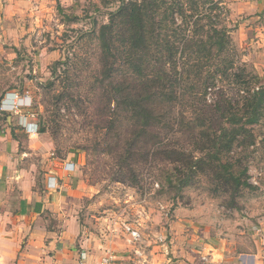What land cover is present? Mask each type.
Masks as SVG:
<instances>
[{
    "label": "rangeland",
    "instance_id": "rangeland-1",
    "mask_svg": "<svg viewBox=\"0 0 264 264\" xmlns=\"http://www.w3.org/2000/svg\"><path fill=\"white\" fill-rule=\"evenodd\" d=\"M120 1L35 0L31 1L33 14L22 13L14 17L13 26L0 28V149L11 148L7 140H13L17 153H26L17 166L30 169L40 187L51 157L79 154L67 196L74 201L82 231L94 243L98 241L104 253L113 254L114 246L122 241L139 254V247L151 240L145 235L155 231L162 233L156 232L152 244L168 240L175 215L192 218L193 228L215 238L233 239L232 247L245 250L244 244L252 242L253 230L264 218V107L258 122L249 126L253 143H236L226 156L247 168L251 187L237 193L201 173L184 186L176 180L169 183L168 167L159 163L142 166L137 172L138 186L133 187L113 157L101 153L106 136L96 126L94 115L100 95L95 34L107 20V12ZM220 6L212 15L233 28L236 64L245 65L259 83L244 89L241 83L247 71H238L237 75H246L243 81L239 76L217 77L215 86L205 91L191 78L185 80L171 118L176 130L172 142L191 151L201 139L187 135L188 127L216 129L223 122L222 110L237 109L254 85L264 84V14L257 18L258 13L239 12L232 0H223ZM57 59L63 60L56 72L60 77L49 86L50 65ZM57 96L62 99L57 101ZM31 113L44 132L31 136L24 130V117ZM126 227L138 231L140 237L130 240ZM159 234L165 235L163 239Z\"/></svg>",
    "mask_w": 264,
    "mask_h": 264
},
{
    "label": "trees",
    "instance_id": "trees-1",
    "mask_svg": "<svg viewBox=\"0 0 264 264\" xmlns=\"http://www.w3.org/2000/svg\"><path fill=\"white\" fill-rule=\"evenodd\" d=\"M222 2L121 0L96 31L95 75L100 95L94 115L106 136L100 150L113 157L133 187L138 186L140 168L157 163L168 167L169 183L176 180L184 186L201 173L228 185L233 193L251 187L247 168L226 156L236 143H253L249 126L262 113L264 84L254 85L237 109L222 110L223 122L216 129L188 127L187 135L201 139L194 151L172 142L176 130L171 118L185 80L191 78L205 91L215 86L217 77H238V71H247L245 65L236 64L233 28L212 15ZM61 64L63 60L57 59L50 65L49 86L60 77L56 72ZM242 74L241 81L246 77ZM258 83V76L248 72L241 85L250 89ZM44 131L43 126L37 127V132ZM10 134L16 139L15 129Z\"/></svg>",
    "mask_w": 264,
    "mask_h": 264
},
{
    "label": "crops",
    "instance_id": "crops-1",
    "mask_svg": "<svg viewBox=\"0 0 264 264\" xmlns=\"http://www.w3.org/2000/svg\"><path fill=\"white\" fill-rule=\"evenodd\" d=\"M31 1L35 0H0V28L13 26L14 17L22 13L33 14ZM232 1L239 12L258 13L257 18L264 14V0ZM7 142L11 148L0 149V264H78L82 253L83 264H99L104 249L82 231L74 201L67 196L81 156L71 152L64 158L51 157L40 187L30 169L17 166L26 153H17L13 140ZM59 160L72 161L74 170L64 172ZM52 174L57 182L49 187L47 177ZM175 216L168 240L159 234L163 240L152 244L156 232H162L146 234L151 240L139 247V254L120 241L114 246V264H264V218L253 230L252 242L240 250L232 247L233 239L212 237L193 228L192 218Z\"/></svg>",
    "mask_w": 264,
    "mask_h": 264
},
{
    "label": "built area",
    "instance_id": "built-area-1",
    "mask_svg": "<svg viewBox=\"0 0 264 264\" xmlns=\"http://www.w3.org/2000/svg\"><path fill=\"white\" fill-rule=\"evenodd\" d=\"M30 118V119H28ZM22 125L25 129V131L32 136V134L37 133V121L34 118V114L31 113L30 115H27L24 117V120L22 122ZM60 165L59 167L66 173H70L74 170L75 164L72 161H59ZM55 182H57V178L54 174L49 175L47 177V185L49 187H53L55 185ZM127 232L130 234L131 238L130 240H136L140 237L138 231L134 230L131 227H126ZM84 258V253L81 254L80 260L78 264H83L82 260ZM99 264H114V257L112 253L106 252L99 262Z\"/></svg>",
    "mask_w": 264,
    "mask_h": 264
},
{
    "label": "bare ground",
    "instance_id": "bare-ground-1",
    "mask_svg": "<svg viewBox=\"0 0 264 264\" xmlns=\"http://www.w3.org/2000/svg\"><path fill=\"white\" fill-rule=\"evenodd\" d=\"M11 103L10 104H12L13 103V98L11 99V101H10ZM8 107H10V105H7Z\"/></svg>",
    "mask_w": 264,
    "mask_h": 264
}]
</instances>
